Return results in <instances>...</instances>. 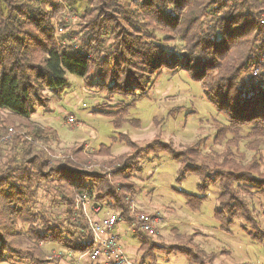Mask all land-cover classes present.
<instances>
[{"label":"trees","instance_id":"trees-1","mask_svg":"<svg viewBox=\"0 0 264 264\" xmlns=\"http://www.w3.org/2000/svg\"><path fill=\"white\" fill-rule=\"evenodd\" d=\"M80 4L84 45L76 54L55 31L64 10L77 14ZM263 14L264 0H0V110L13 124L0 125V137L12 128L0 154V263L43 264L39 243L47 241L87 251L92 237L77 196L124 210V199L136 193L132 178L142 170L140 159L155 151H167L179 162L180 178L187 171L201 178L202 195L185 193L189 208L199 209L208 186L218 184L216 219L229 226L243 218L264 245V230L248 202L254 194L264 199V84L250 75L253 58L264 51ZM165 69L186 71L201 83L223 116L215 120L212 145L230 135L223 152L202 153L207 137L180 151L154 138L121 154L110 172L81 167L90 156L108 155L104 144L88 155L80 146L64 158L51 156L46 145L56 133L33 115L55 99L68 74L109 101L120 100L93 111L118 127L127 121L136 93ZM129 96V103L118 99ZM239 145L245 146L242 155ZM44 187L65 208L63 218L37 205Z\"/></svg>","mask_w":264,"mask_h":264},{"label":"rangeland","instance_id":"rangeland-1","mask_svg":"<svg viewBox=\"0 0 264 264\" xmlns=\"http://www.w3.org/2000/svg\"><path fill=\"white\" fill-rule=\"evenodd\" d=\"M82 7V4L77 7V14L64 10L59 17L64 27L59 39L65 42L67 50H79L84 45L78 33V12ZM67 79L68 83L55 94L49 106L38 108V115L33 117L57 133L56 139L46 145L55 159L68 156L74 147L82 146L83 152L88 155L104 144L110 147L109 154L90 156L85 167L88 170L108 171L121 154H132L134 149L154 138L180 151L207 137L201 148L202 153L212 148L221 153L225 140L230 139L228 134L225 139L223 137L221 144L212 145L215 120L223 121V116L206 98L201 83L186 71L172 72L165 69L153 78L143 92L136 93V100L125 117L127 121L118 127L113 125L111 118L93 111L102 102L116 105L120 100L109 101L110 98H105L96 88L85 86L83 79L78 76L68 74ZM131 98L118 99L129 103ZM5 111L0 110V125H13L8 121ZM70 117H74L73 123L68 122ZM3 147L0 137V154ZM244 147L239 145L238 155H242L240 152L244 151ZM140 165L142 170L134 172L132 178L136 192L133 199L148 213L159 212L162 217L160 227L163 228L157 237H145L155 247L142 263L143 251L139 250L141 236L131 231L126 222L112 229L113 234L119 237L128 259L134 264H264V245L252 237L251 226L243 218H236L229 226L216 219L214 214L220 192L218 184L208 186L200 208L193 210L186 204L185 193L197 196L203 194L199 188L202 181L197 174L187 171L180 178L182 167L167 151L143 155ZM50 193L51 197L48 196ZM53 197L56 196H53L52 189L44 187L38 196L37 205L46 212L49 210L52 214H60L63 206L58 201L53 203ZM248 202L259 227L264 230V199L254 194L248 198ZM103 206L107 209V204ZM173 246L192 250L180 253L172 250ZM40 248L46 255L56 249L54 244L48 242H43ZM2 264L27 263L15 260Z\"/></svg>","mask_w":264,"mask_h":264},{"label":"built area","instance_id":"built-area-1","mask_svg":"<svg viewBox=\"0 0 264 264\" xmlns=\"http://www.w3.org/2000/svg\"><path fill=\"white\" fill-rule=\"evenodd\" d=\"M259 23L264 26V14L260 16ZM63 30V26L56 25V35ZM261 37L264 45V32ZM75 51L77 54L78 51ZM87 57H91V55L88 54ZM253 59L255 62L251 67L250 75L259 83L264 84V51ZM73 119L74 117L68 118V122L73 123ZM7 130V133L1 137L2 142L9 141L11 137L12 128L9 127ZM110 171L111 168L108 172ZM76 201L78 209L88 223L92 237V243L88 250L91 264H130L131 261L128 259L125 249L120 245L119 238L112 233V229L121 222L128 223L131 231L150 238L157 237L159 234L162 221L160 213H148L133 198L126 197L124 199V210L109 209L100 218L95 217L104 210L103 204L92 202L87 195H78Z\"/></svg>","mask_w":264,"mask_h":264},{"label":"crops","instance_id":"crops-1","mask_svg":"<svg viewBox=\"0 0 264 264\" xmlns=\"http://www.w3.org/2000/svg\"><path fill=\"white\" fill-rule=\"evenodd\" d=\"M104 97V96H103ZM52 102V101H51ZM52 107H50V110H51ZM43 109V108H42ZM7 112V111H5ZM37 112V111H36ZM38 115V113H35L33 115V117L36 118V116ZM34 119V121H36V119ZM37 122V121H36ZM39 123V122H38ZM44 126V125H43ZM47 126V125H45ZM49 127V126H48ZM57 135V133H56ZM58 136V135H57ZM41 193V192H40ZM49 197L52 196V193L48 194ZM53 196H54V193H53ZM116 210V209H112V208H108L107 209H104L103 211H101L95 218L97 217H101L102 215H104L108 210ZM65 208L63 207L62 209V213H56L58 214V216L61 215V217L63 218L65 216ZM47 214L49 213H52V212H49V210H47ZM54 215V214H52ZM163 228V226L160 227L159 230H161ZM130 229V228H129ZM113 233V231H112ZM138 234V233H137ZM160 234V232H159ZM141 236V242H140V245H139V250L143 251V254L141 255V263L144 262V257L153 249V244H150L147 242V239L145 238L146 236L142 235V234H138ZM117 236V235H116ZM118 237V236H117ZM119 238V237H118ZM48 243H52L54 244V246L56 247V249H54L52 251L51 254L49 255H46L45 253L44 254V259H45V262L43 264H45L46 262L50 263L52 262V264H91L90 261H89V258H88V250L85 251V252H81L79 251L78 249H76L75 246L73 247H66L63 243H57V242H49L47 241ZM43 243V242H42ZM42 243H39V247H41V244ZM144 243V246L142 247V244ZM74 244H77V241L74 243ZM121 245V244H120ZM53 246V245H52ZM122 246V245H121ZM123 247V246H122ZM42 250V249H41ZM131 261V260H130ZM4 262V261H3ZM3 262H1L0 264H2ZM12 263V262H11ZM130 264H134L133 261L130 262Z\"/></svg>","mask_w":264,"mask_h":264}]
</instances>
